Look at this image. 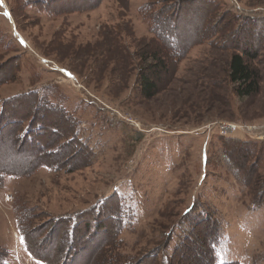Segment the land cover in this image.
<instances>
[{
    "label": "rangeland",
    "instance_id": "1",
    "mask_svg": "<svg viewBox=\"0 0 264 264\" xmlns=\"http://www.w3.org/2000/svg\"><path fill=\"white\" fill-rule=\"evenodd\" d=\"M2 171L43 264H264V0H0Z\"/></svg>",
    "mask_w": 264,
    "mask_h": 264
},
{
    "label": "trees",
    "instance_id": "2",
    "mask_svg": "<svg viewBox=\"0 0 264 264\" xmlns=\"http://www.w3.org/2000/svg\"><path fill=\"white\" fill-rule=\"evenodd\" d=\"M153 4L156 3L150 2L149 4H147V6H151ZM144 10L145 9H143L142 12H144ZM157 11H161V8L156 10V12ZM256 56L257 55L255 53L247 49L243 51V53L239 52L233 54L230 59L229 69H228L229 78L236 88V93L242 98L250 97L256 94L259 90L260 76L258 71L252 65V60ZM141 82H142V91L144 92V94L146 96H152L155 93V88L153 86V83L144 78H142ZM5 174H7L6 171H2L0 173V178H2ZM22 234L24 236L25 244L28 250L29 246H28L26 230H24ZM30 250L31 248H29V251ZM48 264H50V262H48Z\"/></svg>",
    "mask_w": 264,
    "mask_h": 264
},
{
    "label": "crops",
    "instance_id": "3",
    "mask_svg": "<svg viewBox=\"0 0 264 264\" xmlns=\"http://www.w3.org/2000/svg\"><path fill=\"white\" fill-rule=\"evenodd\" d=\"M18 237L19 236L16 235V240H15L16 241V244H15V249H14V247H11L10 245L7 244V241H6L7 238L4 237V236H2V235H0V252H1V249H5V251H6V252H4V255L2 257L1 264H11V262L8 261V258L10 257V254H11V252L13 250L16 251V254H17L16 258L17 259H22V258L23 259L25 258L27 260L30 259L27 262V264H33L34 262L35 263H39V264H43V262H41V261H39L37 259H34V258L31 259V258H29L27 256V251L26 250H17V248H19V244H18L19 240H18Z\"/></svg>",
    "mask_w": 264,
    "mask_h": 264
},
{
    "label": "built area",
    "instance_id": "4",
    "mask_svg": "<svg viewBox=\"0 0 264 264\" xmlns=\"http://www.w3.org/2000/svg\"><path fill=\"white\" fill-rule=\"evenodd\" d=\"M220 127H221V130L224 132L235 131L241 128L240 125L236 123H230V122H222Z\"/></svg>",
    "mask_w": 264,
    "mask_h": 264
}]
</instances>
